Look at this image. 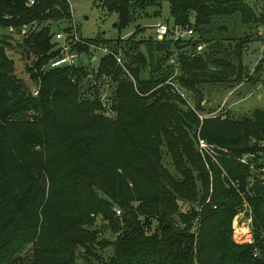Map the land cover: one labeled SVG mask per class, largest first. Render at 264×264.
<instances>
[{
  "label": "trees",
  "instance_id": "16d2710c",
  "mask_svg": "<svg viewBox=\"0 0 264 264\" xmlns=\"http://www.w3.org/2000/svg\"><path fill=\"white\" fill-rule=\"evenodd\" d=\"M92 1L116 14L120 31L154 0ZM166 2L160 39H136L148 28L139 24L85 38L118 52L122 66L102 55L94 68L42 70L58 53L54 29L68 28L67 0H0V264H264V109L237 119L200 105L204 86L251 79L244 43H224L225 19L264 26V11L243 0ZM186 25L193 37L172 34ZM193 43L204 46L195 53ZM15 48L30 86L13 73ZM73 48L90 60L85 44ZM245 206L251 241L236 243L232 221Z\"/></svg>",
  "mask_w": 264,
  "mask_h": 264
},
{
  "label": "rangeland",
  "instance_id": "374dc122",
  "mask_svg": "<svg viewBox=\"0 0 264 264\" xmlns=\"http://www.w3.org/2000/svg\"><path fill=\"white\" fill-rule=\"evenodd\" d=\"M247 5L257 11H264V0H243ZM70 10V21L77 30V34L83 38H107L114 39L117 36H126L138 24L147 26L140 27L143 32H138L134 35L136 39L147 38L148 35L153 37V28L156 23H166L170 25L171 19L168 13V5L166 0H160L157 7V1L154 0L152 6L146 7L144 10L135 9L132 14L133 18L131 23L120 31L113 27V22L116 19L114 12L106 11L100 1L94 2L92 0H67ZM158 11H157V10ZM158 14H157V12ZM145 13V14H144ZM143 14L146 15L143 18ZM168 20V22H167ZM225 29L221 32V36H228L230 40L225 44H229V49L234 45L235 41H242L246 47V51L241 53L242 68L246 72L245 75L251 77L250 80H244L242 83L233 86L230 89H221L216 86H204L203 100L200 105L204 108L203 112H210L211 115H227L233 118H240L242 116H250L254 110L264 109V72L254 73L257 65L264 67V26L249 25L242 26L238 17L233 15L224 21ZM66 27V23L59 25V29ZM55 28L54 30H56ZM182 36V28L176 29ZM6 32L0 29V34ZM204 46V45H203ZM18 49H11L8 55L13 60V73L20 77L23 83L30 86L28 79V72L25 70V64L29 60L24 61L18 54ZM93 60H89L85 55L80 56L79 61L88 64L89 67L94 68L95 63L99 57V52L94 53ZM232 58V57H231ZM234 61V60H233ZM253 79L256 82L253 83ZM220 89V90H219ZM109 87H103L100 97L104 98L109 94ZM187 101L190 100L189 95L186 94ZM189 102V101H188ZM192 101L190 100L189 103ZM193 104V103H192ZM104 109L108 112V106L105 105ZM103 111L107 113L106 111ZM205 114V113H204ZM109 115V114H106ZM264 145V142H262ZM255 155V154H254ZM253 155V157H254ZM264 156L258 154V159ZM256 158V155H255ZM254 158V159H255ZM258 159H255V163ZM253 164V162H251ZM236 185V183H231ZM248 220L244 216L234 218L232 221L233 238L237 242H246Z\"/></svg>",
  "mask_w": 264,
  "mask_h": 264
},
{
  "label": "built area",
  "instance_id": "2783aa9c",
  "mask_svg": "<svg viewBox=\"0 0 264 264\" xmlns=\"http://www.w3.org/2000/svg\"><path fill=\"white\" fill-rule=\"evenodd\" d=\"M32 2H33V0H28V4H31ZM67 26H68L67 30L56 29L53 31V33L51 35V41L54 42V44H55L54 48H56V50H58V53L55 56H53L47 60L46 64H44L42 66V70L52 69V68H56V67H63V66H75L77 64V62L79 61L81 53H78L73 47L75 45H84V44L87 47V52H88V55H90V60L91 59L93 60V58L95 57L94 53L97 51V52H99V57L102 55H111L113 57L115 63L119 66H122L121 57H120L118 52L112 51V49H110L106 45H100V44L97 45V44L92 43V42L89 43V41H86L85 38H83L77 34L76 27L72 23L68 24ZM18 28H19V33L23 34L29 30L30 24L29 23H23ZM7 31H12V27L8 26ZM153 33L157 39H160L162 36H164L167 33L166 25L163 23H156L154 25V28H153ZM172 34L175 37H184V38H191L194 36L192 28L190 26H187V25L184 26V28L182 29V36H181V34H179L177 32L176 29L173 30ZM192 46H193L192 50L195 53H197L202 49L203 44L193 43ZM99 57H98V59H99ZM98 59H97L95 64H97ZM129 78L131 79L130 76H129ZM165 83H167L170 86V92L171 93L177 95L181 99H184L186 101V103L191 107L189 102H187L185 91L180 89L177 85H175L172 81H170V77L165 81ZM31 94L32 95L36 94V89L34 87L31 89ZM208 148H209V145H207V143L204 140L197 138V149L200 153H202V152L208 153ZM251 156H252L251 154L246 155V157H251ZM240 160L243 162V161H245V158L240 159ZM245 210L247 211L246 215L244 212ZM114 212H115V215L120 214V211L118 209H115V208H114ZM248 213H249V210L245 206L242 211H239L236 214L235 217L240 218V216H244V218L248 220V228H247L248 239H246L245 241L250 242L251 241V234L249 232L250 215ZM260 236L261 237L264 236V231L260 232ZM232 239L236 243H242V242H237L233 238V232H232ZM256 254H257V250H256V248H254L253 249V256H255Z\"/></svg>",
  "mask_w": 264,
  "mask_h": 264
}]
</instances>
